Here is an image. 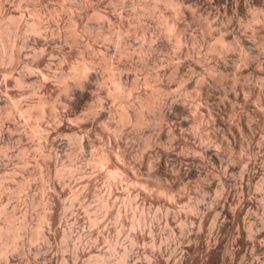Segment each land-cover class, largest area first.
Masks as SVG:
<instances>
[{
	"label": "rangeland",
	"instance_id": "obj_1",
	"mask_svg": "<svg viewBox=\"0 0 264 264\" xmlns=\"http://www.w3.org/2000/svg\"><path fill=\"white\" fill-rule=\"evenodd\" d=\"M1 27L0 264H264V0H0Z\"/></svg>",
	"mask_w": 264,
	"mask_h": 264
},
{
	"label": "bare ground",
	"instance_id": "obj_2",
	"mask_svg": "<svg viewBox=\"0 0 264 264\" xmlns=\"http://www.w3.org/2000/svg\"><path fill=\"white\" fill-rule=\"evenodd\" d=\"M38 25V24H37ZM32 30V29H31ZM12 34V30H11V28H8V27H1L0 28V35H1V37H6L7 38V40H8V37L10 36ZM3 43V42H2ZM8 43V42H7ZM10 46V45H9ZM4 47V46H3ZM8 49V48H7ZM7 49H5V50H7ZM12 49V48H11ZM105 63L107 62V60L106 61H104ZM109 62V61H108ZM104 63V64H105ZM110 63V62H109ZM102 64V63H101ZM106 64H108V63H106ZM109 65V64H108ZM105 67H109V66H105ZM104 67V68H105ZM109 69V68H108ZM87 70H88V67L87 66H84L83 68H81V69H79V70H77L76 72V74L78 75V76H83L84 74H86L87 73ZM110 70V69H109ZM77 79V78H76ZM70 80V79H69ZM68 80V81H69ZM116 81V80H115ZM114 81V83H115V85H116V82ZM117 81H118V79H117ZM121 81V80H120ZM120 81H118V83H117V88L119 89V90H121L124 86H122V83L120 82ZM78 82H80V81H78ZM85 85V84H84ZM67 87H69V85L67 86ZM64 88V87H63ZM69 88H71V87H69ZM65 89V88H64ZM115 89V88H114ZM159 89V88H158ZM66 90V89H65ZM117 90V89H116ZM118 90V91H119ZM123 91H124V89H122ZM122 91V92H123ZM160 91H161V89H160ZM69 92V91H68ZM162 92H164L163 90H162ZM161 92V93H162ZM119 94V93H118ZM156 94V93H155ZM191 94V93H190ZM197 94V93H196ZM156 96V95H155ZM186 96V95H185ZM157 97V96H156ZM162 97V96H161ZM143 99V98H142ZM158 101V100H157ZM159 103V102H158ZM158 103L156 102V98L154 97V96H152V97H150L149 99H143V100H141L139 103H138V101H137V104H136V106H137V108H138V110H139V114H141V113H144L145 111L147 112V111H154V110H156L157 108H159L158 107ZM131 105H132V103H131ZM44 103L41 101V102H38L37 104H35V119L36 120H40V119H42L44 116H45V113H46V110H44ZM55 107V106H54ZM52 108V107H51ZM56 108V107H55ZM133 108L135 109L136 107L133 105ZM137 110V111H138ZM48 111H49V109H48ZM127 112H128V110H126ZM136 111V112H137ZM57 112V110L54 112V113H56ZM160 112H161V110H160ZM159 112V113H160ZM49 113V112H48ZM153 113V112H152ZM123 114H124V118L123 119H125V122L124 123H126V119H130V117L128 118V115L126 114V112L124 113L123 112ZM139 114H138V117H139ZM143 115V114H142ZM55 116V115H54ZM130 116V115H129ZM163 116H161V118H162ZM209 117H210V115H209ZM211 118V117H210ZM143 119V118H142ZM141 119V120H142ZM214 119V118H213ZM161 120V119H160ZM207 120V119H206ZM143 121V120H142ZM208 121V120H207ZM143 123V122H142ZM37 125V124H36ZM142 126H143V124H142ZM119 130V129H118ZM41 131V130H40ZM170 131V130H169ZM37 135V134H36ZM74 135V134H73ZM174 135V134H173ZM37 136H39V135H37ZM47 137V136H46ZM175 137V136H174ZM44 140V139H43ZM149 140V139H148ZM76 142V141H75ZM173 142V141H172ZM115 143V142H114ZM206 151H208V150H206ZM116 153V152H115ZM118 153V152H117ZM120 153V152H119ZM121 154V153H120ZM208 154V153H207ZM110 157H111V155L110 154H105L104 155V159L105 160H109L110 159ZM101 158V157H100ZM104 160V161H105ZM112 162V161H111ZM104 163H106V162H104ZM109 164V163H108ZM122 167V166H121ZM130 168V167H129ZM113 169V168H112ZM126 169H127V167H126ZM209 170V169H208ZM126 172H127V170H125ZM124 171V172H125ZM124 172H122L123 174H125ZM61 173V172H60ZM119 170H116L115 172H113V173H111L110 175H108L109 177H108V181H110V182H112V181H114V179L115 178H117L120 174H122ZM131 173V172H130ZM210 173V172H209ZM122 174V175H123ZM167 174V173H166ZM130 175V174H129ZM124 176V175H123ZM122 176V177H123ZM207 176H208V174H207ZM135 178V177H134ZM119 180V179H118ZM117 180V181H118ZM151 182V181H150ZM109 184V183H108ZM112 184V183H111ZM116 184V183H115ZM137 184V183H136ZM141 184V183H140ZM146 184V183H145ZM147 185V184H146ZM111 186H113V185H111ZM116 187V186H115ZM109 190V189H108ZM131 196V195H130ZM132 197V196H131ZM45 203V202H44ZM105 207L107 206L106 204L104 205ZM46 218V217H45ZM44 218V219H45ZM48 218H49V216H48ZM44 219H42V221L44 220ZM46 220V219H45ZM47 222V220L45 221V223ZM42 223H44V222H42ZM42 223H40V225L42 224ZM44 223V224H45ZM15 230V229H14ZM39 232V231H38ZM39 234H41V235H43L41 232L39 233ZM17 235V234H16ZM20 235V234H19ZM40 235V236H41ZM1 236V235H0ZM12 237H15V234L12 236ZM37 237H38V235H37ZM18 238V237H17ZM41 239V238H40ZM35 240H37V238H35ZM9 243V242H8ZM9 246V245H8ZM5 251H6V248H1L0 249V256H2V255H4L5 254ZM7 253V252H6Z\"/></svg>",
	"mask_w": 264,
	"mask_h": 264
}]
</instances>
